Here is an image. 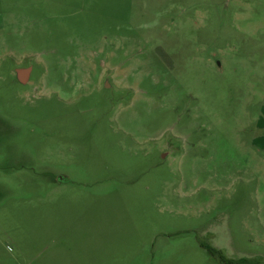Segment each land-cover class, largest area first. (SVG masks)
<instances>
[{
    "label": "rangeland",
    "instance_id": "obj_1",
    "mask_svg": "<svg viewBox=\"0 0 264 264\" xmlns=\"http://www.w3.org/2000/svg\"><path fill=\"white\" fill-rule=\"evenodd\" d=\"M205 247L264 264V0H0V264Z\"/></svg>",
    "mask_w": 264,
    "mask_h": 264
},
{
    "label": "trees",
    "instance_id": "obj_2",
    "mask_svg": "<svg viewBox=\"0 0 264 264\" xmlns=\"http://www.w3.org/2000/svg\"><path fill=\"white\" fill-rule=\"evenodd\" d=\"M208 251V253L211 256H216L218 257L221 261L225 262L226 264H231L230 260L226 259L225 257H223L217 250L211 248V247H205Z\"/></svg>",
    "mask_w": 264,
    "mask_h": 264
},
{
    "label": "water",
    "instance_id": "obj_3",
    "mask_svg": "<svg viewBox=\"0 0 264 264\" xmlns=\"http://www.w3.org/2000/svg\"><path fill=\"white\" fill-rule=\"evenodd\" d=\"M29 72H30V69H18L16 71V75L21 81H25V78L29 76Z\"/></svg>",
    "mask_w": 264,
    "mask_h": 264
},
{
    "label": "flooded vegetation",
    "instance_id": "obj_4",
    "mask_svg": "<svg viewBox=\"0 0 264 264\" xmlns=\"http://www.w3.org/2000/svg\"><path fill=\"white\" fill-rule=\"evenodd\" d=\"M20 69H30V72H29V76L27 77V78H25V81H21L18 77H17V75H16V73H15V79L20 83V84H22V85H28L29 83H30V81H31V72H32V66H27V67H24V68H20Z\"/></svg>",
    "mask_w": 264,
    "mask_h": 264
}]
</instances>
